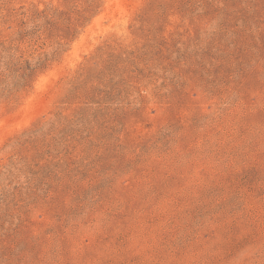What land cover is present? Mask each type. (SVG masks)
<instances>
[{
    "label": "rangeland",
    "instance_id": "rangeland-1",
    "mask_svg": "<svg viewBox=\"0 0 264 264\" xmlns=\"http://www.w3.org/2000/svg\"><path fill=\"white\" fill-rule=\"evenodd\" d=\"M0 264H264V0H0Z\"/></svg>",
    "mask_w": 264,
    "mask_h": 264
}]
</instances>
